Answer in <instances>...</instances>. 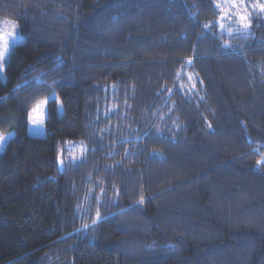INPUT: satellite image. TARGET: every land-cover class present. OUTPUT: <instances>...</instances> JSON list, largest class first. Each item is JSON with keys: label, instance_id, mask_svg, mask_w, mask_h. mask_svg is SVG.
Listing matches in <instances>:
<instances>
[{"label": "trees", "instance_id": "1", "mask_svg": "<svg viewBox=\"0 0 264 264\" xmlns=\"http://www.w3.org/2000/svg\"><path fill=\"white\" fill-rule=\"evenodd\" d=\"M225 1L0 0V264H264V13Z\"/></svg>", "mask_w": 264, "mask_h": 264}, {"label": "rangeland", "instance_id": "2", "mask_svg": "<svg viewBox=\"0 0 264 264\" xmlns=\"http://www.w3.org/2000/svg\"><path fill=\"white\" fill-rule=\"evenodd\" d=\"M237 2H239V0H237ZM261 2H264V0H261ZM230 3H231V0H226L224 2L226 18L223 20V26H224L223 28H226L231 24L230 21H225L227 18L230 17V15H233L238 19V16L236 15V13L237 12L245 13V9H247V14L249 11L250 13L260 12L259 9L254 8L252 6L254 3H256V0H245L244 6L238 9L230 8L229 7ZM229 19L232 20L233 17ZM13 31L16 33L17 38L15 42L10 41L9 51L6 53V56H5V64L8 61L10 51L13 49L14 46H16L19 42L22 41V37L19 33L18 25L14 21L0 17V34H5L7 32H13ZM3 73H4V68L3 70H0V75H3ZM53 98L54 97L51 96L49 99H46V100L49 101L50 99H53ZM38 119L39 118L37 117V121ZM46 119H47V105L45 106L43 110V123H39V122L33 123L32 120L29 119V125H28L29 135L34 136V137H44L45 136L44 124H45ZM0 135H4L6 137V142L3 144V146H0V154H2L6 147L7 142L13 136V134L9 133V130H4V128L3 129L0 128ZM67 151L70 154L81 155L85 151V147L83 143L70 144V146L67 147Z\"/></svg>", "mask_w": 264, "mask_h": 264}, {"label": "snow or ice", "instance_id": "3", "mask_svg": "<svg viewBox=\"0 0 264 264\" xmlns=\"http://www.w3.org/2000/svg\"><path fill=\"white\" fill-rule=\"evenodd\" d=\"M244 2L245 0H239V2H237V0H231V3L229 5L230 8H241L244 6ZM254 8L259 9L260 12L264 13V2H261V0H256V3H254L252 5ZM217 8H221V5L219 3H217L216 5ZM236 15L238 16L239 19V23L241 25V27L245 30L249 29L251 26V21L249 19V14H247V9H245V13H239L237 12ZM226 18L225 14L223 13L222 10V14L221 16L218 18V26L223 29V20ZM205 28L209 27V25H205ZM17 38L16 33L13 32H7L5 34H0V70H3L4 66H5V56L6 53L9 51V46H10V41L11 42H15ZM188 64H191V61H187ZM192 78L189 77V80H191ZM48 101L44 100L42 102H40L39 104L36 105V107H34L32 109V112L29 114V119L32 120L33 123H43V110L45 108V106L47 105ZM37 117L39 118L37 121ZM209 127H211V125H209ZM6 142V137L4 135H0V146H3V144ZM60 163L62 164L63 161L61 160ZM256 164L258 167L260 166H264V154H261L260 159H258L256 161ZM141 203L144 202L143 197H141ZM100 213L99 211H97L96 213V220L93 221V223H96L99 219H100Z\"/></svg>", "mask_w": 264, "mask_h": 264}]
</instances>
